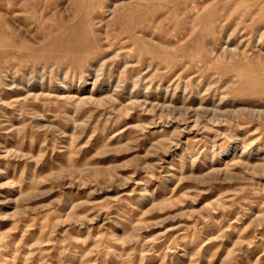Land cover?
Instances as JSON below:
<instances>
[{
    "label": "rangeland",
    "instance_id": "obj_1",
    "mask_svg": "<svg viewBox=\"0 0 264 264\" xmlns=\"http://www.w3.org/2000/svg\"><path fill=\"white\" fill-rule=\"evenodd\" d=\"M0 264H264V0H0Z\"/></svg>",
    "mask_w": 264,
    "mask_h": 264
}]
</instances>
